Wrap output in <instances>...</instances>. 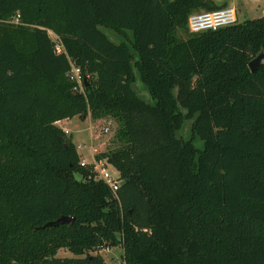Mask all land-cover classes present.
<instances>
[{
    "label": "trees",
    "instance_id": "1",
    "mask_svg": "<svg viewBox=\"0 0 264 264\" xmlns=\"http://www.w3.org/2000/svg\"><path fill=\"white\" fill-rule=\"evenodd\" d=\"M224 7L0 0V264H104L107 248L124 264H264V65L248 68L264 52V15L187 28L190 14ZM88 115L118 123V146L95 156L118 172L115 194L56 125ZM60 217L73 222L42 228Z\"/></svg>",
    "mask_w": 264,
    "mask_h": 264
},
{
    "label": "rangeland",
    "instance_id": "2",
    "mask_svg": "<svg viewBox=\"0 0 264 264\" xmlns=\"http://www.w3.org/2000/svg\"><path fill=\"white\" fill-rule=\"evenodd\" d=\"M212 1L216 5H224L225 6L224 8L233 7L237 18V22L239 23L247 19L259 18L264 15V0L257 3L256 1L255 3L250 1L247 3L248 0H212ZM199 13H206V12L201 10L198 12H194L192 14H199ZM13 22L18 23V20L14 19ZM103 32L107 35V37L111 41L115 43H119V41L123 40L122 37L118 36L114 32H111L106 29H103ZM178 34H180L182 39H186L187 36L189 35L188 32L185 33L178 32ZM127 36L130 37L131 36L130 33H127ZM50 37L52 40H54V36L52 34H50ZM134 74H135V82L133 83L132 86L133 90L138 95V97H140L144 102L151 104L152 100L144 84L140 81V78L135 70H134ZM78 90L81 91L82 87L81 88L79 87ZM85 119H79L76 117L75 119L70 120V122L62 123L59 126L65 128L68 127L69 130L73 133V140L76 143H79V141H82L83 139L84 143L86 144L87 143L86 141H88L89 137H91L90 134L93 135L96 151H94L93 153L92 160L90 154L84 156L85 159L87 160V166H91L92 162L95 160V156L107 150L114 149L118 146L115 140V133H116V129L118 128V123L111 117H105L95 120L88 115L87 118ZM190 124L191 121L189 120L184 121V124L181 130L177 133V135L181 136L184 139L191 138ZM75 135H77L78 137H76ZM193 144L196 149L198 150L202 149V141L199 138L193 139ZM89 146H87L86 148H88ZM80 157L82 160L83 157L82 156ZM107 171L112 178L114 179L118 178L119 176L118 172L112 166L108 165ZM76 178H78V176H76ZM118 181H120L119 178ZM100 255L102 256L105 262L104 264H122L121 248L110 249L109 253L102 251L100 252ZM57 257L59 258L72 257V255L68 251L62 249L57 253Z\"/></svg>",
    "mask_w": 264,
    "mask_h": 264
},
{
    "label": "built area",
    "instance_id": "3",
    "mask_svg": "<svg viewBox=\"0 0 264 264\" xmlns=\"http://www.w3.org/2000/svg\"><path fill=\"white\" fill-rule=\"evenodd\" d=\"M236 22L235 11L231 7L206 12L199 14H192L187 19V28L190 33H200L203 31H215L219 28L230 26ZM54 49L56 53L64 52L63 46L59 40L54 37ZM68 77L71 81L76 82L78 87H82V78L80 75V70L77 66L70 63V71ZM57 123V122H56ZM65 132V131H64ZM81 165L86 166L87 162L81 160ZM93 171L96 173V178L101 180L105 185H107L111 192L115 194L120 186V181L114 179L110 176L107 171V161L103 160H94L92 162ZM105 252H110V249H105ZM122 264H124L122 262Z\"/></svg>",
    "mask_w": 264,
    "mask_h": 264
},
{
    "label": "crops",
    "instance_id": "4",
    "mask_svg": "<svg viewBox=\"0 0 264 264\" xmlns=\"http://www.w3.org/2000/svg\"><path fill=\"white\" fill-rule=\"evenodd\" d=\"M253 2V3H255V1H256V3L257 2H261V1H263V0H248L247 1V3L248 2ZM233 8V7H232ZM236 21H237V18H236ZM76 117H73L72 119H65V120H61V121H58L57 123H56V125L58 126V127H60L59 125L60 124H62V123H68V122H70V120H73V119H75ZM78 118V117H77ZM80 119V118H79ZM86 120V119H85ZM60 128H62L64 131H65V133L66 134H68V135H70L71 137H72V141H73V143L76 145V147H77V151H78V153H79V155L80 156H82L83 158H82V160H85L86 162H87V160L85 159V157L84 156H86V155H88V154H90V156H91V160H92V156H93V153H94V151H96L95 149H96V146H95V141L93 140L94 138H93V135L92 134H90V136L91 137H89V140L88 141H86L87 143L85 144L84 143V141H83V139H82V137H81V139H82V141H79V143H76V142H74V140H73V133L69 130V128L67 127V128H65V127H60ZM76 137H78L77 135H75ZM90 145V146H89ZM87 146H89L88 148H86ZM82 149V150H81Z\"/></svg>",
    "mask_w": 264,
    "mask_h": 264
},
{
    "label": "water",
    "instance_id": "5",
    "mask_svg": "<svg viewBox=\"0 0 264 264\" xmlns=\"http://www.w3.org/2000/svg\"><path fill=\"white\" fill-rule=\"evenodd\" d=\"M263 65H264V52L261 51L250 60V62L248 63V68L251 73H254ZM72 222H73L72 218L60 217L55 221L46 223L42 228L56 227V226L64 225V224L71 225Z\"/></svg>",
    "mask_w": 264,
    "mask_h": 264
}]
</instances>
